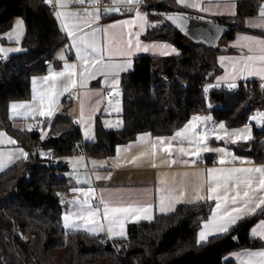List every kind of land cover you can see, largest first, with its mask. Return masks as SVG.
<instances>
[{
    "label": "trees",
    "instance_id": "obj_1",
    "mask_svg": "<svg viewBox=\"0 0 264 264\" xmlns=\"http://www.w3.org/2000/svg\"><path fill=\"white\" fill-rule=\"evenodd\" d=\"M153 7L158 12L146 8L150 25L143 37L168 40L179 52L135 57L133 69L122 76L124 125L118 129L98 125L95 140L84 142L88 154L109 156L118 143L142 131L171 135L194 114H211L230 127L253 122L251 114L256 110L264 114L261 82H239L235 92L211 85L221 71L220 47L196 44L168 23L164 14L176 9L163 3ZM259 8L260 0H241L236 15L217 18L233 24L224 38L232 37L240 26L237 23ZM17 16L25 21L24 51L0 59V129L16 136L27 150L41 145L50 155L32 161L24 158L0 173V264H235L225 259L230 251L264 247L263 240L250 234L251 225L262 215L258 212L228 232L198 243L209 202L180 205L172 213L130 223L124 237L66 230L60 191L70 184L60 157L82 149L80 126L70 111L72 100H66L44 137L40 130H16L9 105L31 96L33 75L46 70V61L67 44L68 37L45 0H0V33ZM253 125L250 140L232 145L235 152L264 162V120L260 126ZM237 232L238 239L234 238ZM22 233L34 234V243L23 239Z\"/></svg>",
    "mask_w": 264,
    "mask_h": 264
},
{
    "label": "crops",
    "instance_id": "obj_2",
    "mask_svg": "<svg viewBox=\"0 0 264 264\" xmlns=\"http://www.w3.org/2000/svg\"><path fill=\"white\" fill-rule=\"evenodd\" d=\"M153 0H141V12L136 15H121L117 11H105L106 9H116L120 4L134 5L137 3H127L126 0H112V4L107 7L97 5L96 0H85V3H77L75 0H63L65 4L61 7L59 0L50 5L54 6V11L62 12L65 15L59 17L62 29L66 32L68 42L55 52L53 59L48 60L44 72L33 75L31 82V96L24 100L11 101L9 105V115L13 127L18 131H28L35 128V121L43 116L40 112L51 110V115H44L52 119L62 110L66 103L65 95L69 91H64L65 87H70V81L67 78L52 79L53 73L64 71L66 64H75L76 67V86L70 88V91L79 88V95L72 100L71 114L79 122L84 142L94 141L98 125L105 129H118L123 127V102H122V76L131 71L134 66V59L137 56L145 55H172L179 52L177 46L168 40L145 39L143 35L147 31L150 21L146 12V3ZM165 5L170 2V8L177 12L187 15L216 20L223 16H234L237 14L238 2L241 0H163ZM94 3V4H89ZM49 4V3H48ZM195 5V6H193ZM264 6V0H260V8L257 13L245 16L240 26L236 28L234 35L230 38H222L220 41L221 51L218 54V62L221 71L210 83L211 85H237L239 82L259 81L264 85V62L255 59V57L264 56V44L256 41H264V16L260 15L261 8ZM97 10H99L97 12ZM93 13V15H89ZM96 15L99 19H96ZM22 19L23 24L19 30L18 39H8V35L14 37V25ZM122 21H131L130 24H123ZM115 25V27H110ZM93 30L95 32V41L105 53L104 60L97 64L107 62L111 64H121L125 66L124 70H105L90 68L94 72V78L83 70V61L77 53V44L74 38L69 35V31L75 33V41L81 37L92 40ZM107 30V31H105ZM26 31L25 21L17 16L13 25L6 31L0 33V47L5 49H19V51H10L0 53L2 59L24 51L21 42ZM129 33L131 35L129 36ZM249 38V39H244ZM167 47H164V46ZM147 48V51L144 49ZM173 49L175 51H173ZM110 53V55H107ZM124 55H121V54ZM167 53V54H165ZM252 56V60L247 57ZM63 57V58H61ZM131 61L130 65L128 62ZM260 73L249 74V73ZM118 80V84L114 83ZM55 85V89L52 86ZM118 92L119 95L114 93ZM112 94V95H110ZM40 97H43V104ZM111 101V103H109ZM24 105L17 107L15 113L12 105ZM119 109V111H117ZM194 114L187 123L177 129L171 135H154L149 131L139 132L133 139L120 142L115 150L109 156H97L88 154L79 150L72 154L60 157L62 164L66 165L63 174L67 177L70 187L67 190L60 191V198L63 204V225L68 231H84L94 235H102L108 238L112 237V232L120 231V224L111 226L109 231L108 218L103 216V203L106 202L109 207H126L128 205L146 206L152 205L151 213H136L124 219L121 214H116L123 221L125 236L127 234L128 224L149 221L157 215H164L174 212L180 205H191L199 202L211 203V209L208 216L202 221L198 230L199 233L204 230V225L209 224L208 239L215 235L228 232L239 221L254 213L262 215L251 225L250 234L264 241V237L256 235V232H264V211L257 210L254 213L245 214L241 212L240 218L235 223H230L224 216L225 207L217 210V204H224L225 180H228V195H235L238 191L243 197L244 192H248L254 202L264 199V190L259 189V181L262 178L257 172H229V169H246L264 167V162L254 161L251 157L235 152L233 145L237 142H244L250 139H240L237 131H244V135L250 133L251 138L254 134V125H261L262 119L253 120L239 127H230L224 121L215 119L207 120L209 123H215V129L202 127L201 122L194 132L186 133L185 138L170 140L177 132L185 129L191 122ZM211 114H208V116ZM262 116V115H261ZM260 116V117H261ZM216 121L217 124H216ZM224 124V129L219 127ZM210 126V124H208ZM208 126V127H209ZM48 128L45 130L47 134ZM0 173L4 172L20 160L24 159L23 153L26 148L21 144L16 136L6 129H0ZM227 134L223 141L219 138ZM206 136L203 143H198V138ZM141 137H144L141 140ZM165 138L164 144H156L155 154H153V144L156 138ZM11 139L15 143H8ZM165 147L171 148V154L163 151ZM185 149L186 154H182L179 149ZM207 149V150H205ZM22 150V151H21ZM199 152V156L192 153ZM50 151L44 152L42 157L49 156ZM175 161V163H173ZM195 161V163H193ZM221 161H224L221 163ZM217 169L215 173H209V170ZM213 176L217 180H213ZM251 181V187L244 181ZM239 182V187L235 186ZM220 185V200L210 199L213 194L209 192L210 187ZM93 190L90 192L89 190ZM85 193H88L86 196ZM94 193V194H93ZM204 199H197V197ZM165 200V206L171 207L173 211L161 212L160 201ZM87 201V203H85ZM99 201V203H98ZM89 205L91 209L99 207L100 214L88 219ZM243 200H239L236 205H232L229 200L227 208L242 207ZM249 204L248 207H253ZM264 207V206H262ZM216 215L215 223L213 215ZM145 217L151 215V219L135 217ZM233 215H236L235 213ZM69 216V223L72 227H67L64 217ZM84 217L85 219H80ZM102 225L101 231L97 225ZM226 226V232H220L221 226ZM89 228H96L95 232H90ZM124 237V236H123ZM207 239V240H208ZM264 252V247H249L240 250H234L227 253L225 259L234 260L235 264H264V257L255 255Z\"/></svg>",
    "mask_w": 264,
    "mask_h": 264
},
{
    "label": "snow or ice",
    "instance_id": "obj_3",
    "mask_svg": "<svg viewBox=\"0 0 264 264\" xmlns=\"http://www.w3.org/2000/svg\"><path fill=\"white\" fill-rule=\"evenodd\" d=\"M46 3H49V4H52V3H55L56 0H45ZM59 2L61 3V7H64L65 4L63 3V0H59ZM75 2L77 3H85V0H75ZM127 3H140L141 0H126ZM179 2L183 3L184 0H179ZM195 6V5H193ZM99 10H97L98 12ZM105 11H119L118 8L116 9H106ZM55 15L59 18L61 16H64L65 14L62 13V12H56ZM89 15H93V13H89ZM139 16V14H137ZM260 15L261 16H264V6H262L261 8V12H260ZM96 19H99V16L96 15ZM169 19H172V17H169ZM121 23L123 24H130L132 23L131 21H122ZM23 24V21H19L16 25V29H17V33L15 35V37L12 35V34H9L8 35V39H18L19 38V30L21 28ZM110 27H115V25H112ZM261 27H264V25H261ZM98 31V30H93V33H92V36H93V39L92 40H88V39H85L84 37H81L79 41H75V33L74 32H71L69 31V35H72L73 38H74V43L77 44V53L79 54L80 56V59L83 61V70L85 73H88V75L92 76L94 78V75L95 73L94 72H90L89 69L90 68H93V69H96V71H100L101 69L105 70V74L107 72V70L109 69H113V70H124L125 69V66L124 65H121V64H111V63H103L100 65V68H97V64L100 63V61H103L104 60V56H105V53L102 52L101 48L97 45L96 41H95V32ZM107 31V30H105ZM131 35V33H129V36ZM244 39H249V38H244ZM257 43L259 44H264V41H256ZM164 47H167L166 45ZM148 49L145 48L144 51H147ZM10 51H19V49H5V48H2L0 47V53H7V52H10ZM173 51H175L173 49ZM167 54V53H165ZM107 55H110V53H107ZM121 55H124L123 53ZM63 58V57H61ZM248 60H252L253 57L252 56H249L247 57ZM255 59H258L262 62H264V56H259V57H255ZM131 61L128 62V64L130 65ZM76 65L75 64H66L64 66V71H61V72H58V73H53L52 74V79L55 80L56 78H67V80L70 81V87H65L64 88V91H70V88H74L76 86V79H75V76H76ZM262 72H264V69L261 70ZM249 74H256V75H259L260 73H249ZM118 80H114V83H117L118 84ZM229 87H235V85H229ZM55 89V85L52 86V89H50V91L54 90ZM115 95H119L118 92H115L114 93ZM112 95V94H110ZM40 100H41V103L43 104V97H40ZM109 103H111V101H109ZM24 105H12V110L13 112L15 113V110L17 107H23ZM117 111H119V109H117ZM40 115L44 116V115H51V110L47 111V112H40L39 113ZM262 119L264 120V114H262L261 117H252L253 120H256V119ZM211 117H201V116H195L192 118L191 122L189 123V125H187L185 127L184 130L180 131V132H177L175 134V136H173L172 138H170V140H175L177 138H187L186 137V133L188 132H194L196 127L198 126V123L197 122H204V121H207V120H210ZM219 127L221 129H224V124H220ZM244 131H248L247 129L243 130V131H237L236 133H234L235 135L238 136V138L240 139H251V135L250 133L248 135H244ZM0 135H3V134H0ZM144 137H141V140H143ZM206 139V136H201L198 138V143H203L204 140ZM8 143H15V141L9 139L8 140ZM164 144L165 143V138L163 137H158L156 138V143L153 144V154H155V149H156V144ZM207 150V149H205ZM22 151V150H21ZM164 152L168 153V154H171V148L170 147H165L163 149ZM179 151L182 153V154H186L185 153V149L181 148L179 149ZM193 155H196V156H199V152H194L192 153ZM27 153H23V156L26 158L27 157ZM224 161H221V163H223ZM173 163H175V161H173ZM193 163H195V161H193ZM2 170V169H0ZM217 171H220V170H217V169H211L209 170V173H215ZM229 172H236V173H239V172H246V173H251V172H257V173H260L261 174V179L259 181V189L261 190H264V167H261V168H255V169H252V168H246V169H229L227 170ZM213 180H217L218 178L213 176L212 177ZM245 184H247L249 187H251V181H244ZM227 186H228V180H225V188H224V193H223V197H224V204H217V210H219L222 206L225 207V212H224V216L221 217V219H225L227 220L228 222L230 223H235L237 219L240 218L239 214L241 212H245V214H248V213H254L256 212L258 209L261 210V211H264V199H261L259 200V202H254L252 197L250 196V194L248 192H244L243 194V197L240 196V193L237 191L235 195H232V196H229L228 195V189H227ZM235 186L236 187H239V182H235ZM90 192H93V190H89ZM209 192H211L213 195L210 196L209 198L210 199H215V200H220L221 199V196H220V185L219 183H217V186L216 187H210L209 188ZM94 194V193H93ZM85 195L87 196L88 193H85ZM197 199H204V197H200L198 196ZM229 200L231 201V204L232 205H236L238 203L239 200H243V206L242 207H232V208H227V205H228V202ZM104 205L103 207V216L105 218H108V223H109V231H111V226L113 224H116V223H119L120 224V231L118 232H112V237H116V236H120V237H123L125 236V231H124V226H123V221L120 219L119 216H117L116 214H121V216H123L124 219H127L130 215L132 214H136V213H151L152 211V205H146V206H132V205H128L126 207H109V205L104 202V201H101ZM85 203H87V201H85ZM249 204H254L253 207L249 208L248 205ZM89 211H88V219L91 221V218L92 217H95L97 216L98 214H100L101 212V209L99 207L95 208L94 210L91 209V206L89 205ZM159 210L161 212H168V211H173V209L169 206V207H166L165 206V200L162 198L161 201H160V208ZM236 214V215H233V214ZM141 218H144V219H151V215H148V216H145V217H140L139 215H137L135 217L136 220H139ZM80 219H85L84 217H80ZM64 220H65V224L67 227H72L73 225L69 223V220H70V217L69 216H65L64 217ZM216 221V215L214 214L213 215V221L210 222V223H215ZM91 222H94L95 221H91ZM264 223V222H262ZM97 227L102 231L103 230V227L102 225H97ZM209 224H205L204 225V230L201 231L199 233V240H198V243H203V242H206L207 239H208V236H209ZM90 232H95L97 229L96 228H89L88 229ZM228 229L226 226H221L218 231L220 232H226ZM256 235H260L261 237H264V232H256L254 233ZM255 255H259V256H262L264 257V252H261V253H257ZM249 264H252V262L250 261Z\"/></svg>",
    "mask_w": 264,
    "mask_h": 264
},
{
    "label": "water",
    "instance_id": "obj_4",
    "mask_svg": "<svg viewBox=\"0 0 264 264\" xmlns=\"http://www.w3.org/2000/svg\"><path fill=\"white\" fill-rule=\"evenodd\" d=\"M172 17V19H169ZM163 18L192 42L206 47H218L233 24L203 19L180 12L164 14ZM239 232L234 234L238 239Z\"/></svg>",
    "mask_w": 264,
    "mask_h": 264
},
{
    "label": "built area",
    "instance_id": "obj_5",
    "mask_svg": "<svg viewBox=\"0 0 264 264\" xmlns=\"http://www.w3.org/2000/svg\"><path fill=\"white\" fill-rule=\"evenodd\" d=\"M112 0H96L97 5L102 6V7H107L110 6L112 4L111 2ZM94 3H90L89 4H94ZM159 3H163L165 4V2L163 0H153L149 3H146V8L148 9L149 7V12L152 13H156L158 12L157 9L155 7H153V5L155 4H159ZM170 2H167L166 5L171 6V4H169ZM144 4V3H143ZM141 3H137L134 5H129V4H120L117 8L119 9V11H117V13L121 14V15H136L139 12H141V6L143 5ZM51 7L54 9V6L51 5ZM146 12H148V10H146ZM0 59H2L0 57ZM48 62V60L46 61ZM229 85H233V84H226L224 85V87L226 89H228L230 92H235L236 91V85L235 87H229ZM260 89L264 90V85L262 83H260ZM79 88H75L69 92L66 93L65 95V99L66 100H73L74 98H76L79 95ZM52 118L48 117V116H43L42 118H40L39 120L35 121V128L36 130H40V129H47L49 124L51 123ZM77 123L79 124V122L77 121ZM41 131V130H40ZM42 135V134H41ZM81 148L83 149V151H85L86 147L84 144V141L82 140L80 142ZM48 151L45 147L41 146V145H34L31 150H28L26 153L28 154L27 157L25 159L32 161V160H36V158L38 156H42V154H44V152ZM86 152V151H85ZM99 203V201H98ZM23 238L27 241L32 239L30 238V236H27L26 234H22ZM34 237V236H32ZM34 240V238H33Z\"/></svg>",
    "mask_w": 264,
    "mask_h": 264
},
{
    "label": "rangeland",
    "instance_id": "obj_6",
    "mask_svg": "<svg viewBox=\"0 0 264 264\" xmlns=\"http://www.w3.org/2000/svg\"><path fill=\"white\" fill-rule=\"evenodd\" d=\"M18 20H22V19H20V18H18ZM14 32H17V29H16V25H14ZM58 51V50H57ZM209 87H210V85H209ZM262 115V112L260 111V110H256V111H254L252 114H251V119H252V117H254V116H256V117H260ZM195 116H201V117H211V119H213V122H214V118L212 117V115H195ZM217 122L218 121H216V124H217ZM202 124V127H205V128H210V129H215V123H209V121H204V122H201ZM208 124H210V126L208 125ZM209 126V127H208ZM41 130V134H42V136L44 137L46 134H45V129H40ZM228 135L227 134H223L222 136H221V138H219L220 139V141H223L224 139H225V137H227ZM27 150V149H26ZM28 150H31V149H28ZM27 150V151H28ZM82 151H83V149H81ZM85 151L87 152V149H85ZM22 234H26V233H22ZM22 234H21V236H22ZM27 236H30V238L32 239V241L31 240H29L28 242H30V243H34V241H35V239L33 240V238H35V236H34V234H30V233H27ZM32 236H34V237H32ZM22 238H23V236H22ZM24 239V238H23Z\"/></svg>",
    "mask_w": 264,
    "mask_h": 264
}]
</instances>
